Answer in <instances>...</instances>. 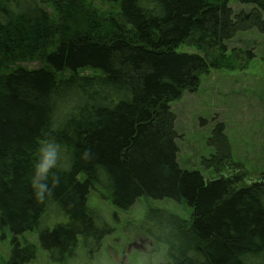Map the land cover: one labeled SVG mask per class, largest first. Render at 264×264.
Here are the masks:
<instances>
[{"label":"trees","instance_id":"obj_1","mask_svg":"<svg viewBox=\"0 0 264 264\" xmlns=\"http://www.w3.org/2000/svg\"><path fill=\"white\" fill-rule=\"evenodd\" d=\"M104 1L105 14L80 0H0V264H30L29 232L56 264L80 242L97 251L112 229L87 205L93 189L119 210L141 197L192 209L188 221L155 213L167 246L158 264H264V178L234 171L222 124L204 160L216 175L181 169L170 109L210 69H247L255 54L228 43L264 35V0ZM46 134L63 146L61 182L38 201L29 177Z\"/></svg>","mask_w":264,"mask_h":264},{"label":"rangeland","instance_id":"obj_2","mask_svg":"<svg viewBox=\"0 0 264 264\" xmlns=\"http://www.w3.org/2000/svg\"><path fill=\"white\" fill-rule=\"evenodd\" d=\"M80 1L85 7L102 14L114 8L104 0ZM229 5L234 13L250 8L235 2ZM45 9L50 20L56 22V12L53 13L50 7ZM228 46L251 49L255 58L245 70L210 69L208 74L201 75L196 92H185L171 103L170 109L175 115L174 129L178 135L176 160L183 170L198 171L206 179L213 178L216 174L206 167L204 160L216 152L210 138L215 127L222 124L231 149L232 167L236 173L244 174L250 183L264 178V35L255 30L237 33ZM15 66L32 70L43 63L22 61ZM90 73V70L81 72ZM226 172L228 175L233 173ZM87 205L100 214L112 233L103 238L99 249L94 252L92 245L87 249L80 242L74 256L60 264L166 262L167 246L156 240L160 223L155 213L167 212L185 221L191 219L192 214V209L184 202L147 197L137 199L127 210H119L94 189L89 192ZM161 225L166 227L165 222ZM21 241L35 249L30 264H56L39 248L36 232L24 234ZM132 244L135 246L129 248Z\"/></svg>","mask_w":264,"mask_h":264},{"label":"clouds","instance_id":"obj_3","mask_svg":"<svg viewBox=\"0 0 264 264\" xmlns=\"http://www.w3.org/2000/svg\"><path fill=\"white\" fill-rule=\"evenodd\" d=\"M62 149V144L54 136L46 134L39 141L37 155L32 164V174L29 177V182L38 201L45 200L61 182L58 172ZM90 152V149H85L84 158H88Z\"/></svg>","mask_w":264,"mask_h":264},{"label":"water","instance_id":"obj_4","mask_svg":"<svg viewBox=\"0 0 264 264\" xmlns=\"http://www.w3.org/2000/svg\"><path fill=\"white\" fill-rule=\"evenodd\" d=\"M135 245L134 244H132L129 248H131V247H134Z\"/></svg>","mask_w":264,"mask_h":264}]
</instances>
